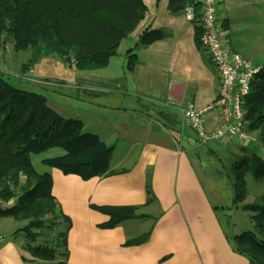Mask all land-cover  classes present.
<instances>
[{"label":"crops","instance_id":"0c3cea01","mask_svg":"<svg viewBox=\"0 0 264 264\" xmlns=\"http://www.w3.org/2000/svg\"><path fill=\"white\" fill-rule=\"evenodd\" d=\"M150 4V8L145 4L146 12L138 22L144 24L136 40L145 29L159 30L162 37L135 51L136 62L131 69L125 67V53L118 57L122 41L102 68L82 71L66 63L72 75L69 83L49 82L33 68L23 73L17 72L19 67L6 70L2 61V71L16 76L18 86L45 96L47 105L59 115L80 120L84 132L113 147L109 162L112 174L84 180L53 167L42 171L50 174L51 193L70 219L67 262L250 264L232 248L230 236L234 233L224 225L229 214L207 195L191 159L196 147L183 140L190 132L180 110L187 101L203 106L215 98L216 71L207 54L203 57L210 68L203 66L196 46L191 51L194 58L198 57L194 67L206 77L196 81L183 76L186 70L172 63L176 48L164 47V52L159 48L161 43L181 40L186 32L179 18L183 10L170 13L167 0ZM216 19L230 50L245 58L264 51V0H218ZM192 33L194 38V30ZM49 83L54 88H67V94L54 91L55 96L48 99L42 86ZM205 121L208 128L216 127L218 113H207ZM54 149H49L55 154L49 157L61 155ZM147 173L155 197L151 203H146ZM92 206H135L136 214L145 216L105 228L100 225L107 222L108 215ZM22 225L23 221L11 217L0 218V264H36L24 248L26 240L18 231ZM145 233L147 238L142 243L126 244Z\"/></svg>","mask_w":264,"mask_h":264},{"label":"trees","instance_id":"16d2710c","mask_svg":"<svg viewBox=\"0 0 264 264\" xmlns=\"http://www.w3.org/2000/svg\"><path fill=\"white\" fill-rule=\"evenodd\" d=\"M197 3L198 0H167V9L177 13L187 4ZM145 12L143 0H0V51L8 40L15 52L29 51L20 72L50 54H56L77 70L99 69L116 54L120 42L134 30ZM195 16L194 41L201 48L199 13ZM161 37L159 30H143L125 52V67H133L138 48ZM6 74L0 69V218L26 221L18 231L23 233L24 248L32 258L52 261L58 257L56 264H68L66 236L70 219L51 193L50 174L38 173L31 155L59 148L61 155L45 158L42 164L86 180L114 173L109 171L113 147L97 135L84 132L80 120L59 115L47 105L45 96L22 89ZM243 108L247 131L257 132L258 140L264 144V64L250 86ZM240 150L241 155L232 153V161L217 172L231 183L232 205L249 213L253 228L231 235L230 241L234 251L250 264H264V191L251 202H244L248 194L246 174L264 183V158L245 143ZM145 191L146 203L155 201L149 173ZM92 207L108 215L107 222L100 225L105 228L145 216L136 214L135 206ZM226 222L230 224V216ZM46 230H55L53 238L44 244L37 243ZM147 234L126 244H140Z\"/></svg>","mask_w":264,"mask_h":264},{"label":"rangeland","instance_id":"374dc122","mask_svg":"<svg viewBox=\"0 0 264 264\" xmlns=\"http://www.w3.org/2000/svg\"><path fill=\"white\" fill-rule=\"evenodd\" d=\"M143 2L149 8L151 5L150 3L153 2L155 3L154 0H143ZM179 18L183 24L182 26L186 28L185 30L186 32L182 35L181 40L177 39V41L175 42L167 41V44L161 43L159 48L161 49V52H164L163 51L164 47L166 49L170 46L175 47L176 50L173 53L174 60L172 63H174L175 66L179 65L183 69V71L186 70L183 76L187 79H193L196 81H199V79L204 80L206 77V73L203 72L204 73L203 74L199 72L198 68L194 67L198 65V57L194 58L191 55V51L196 49V45L192 33L193 25L190 21H187L185 19L184 13H182ZM143 24L144 22L139 23L136 27L137 29L129 33L122 40L120 44L121 45L120 49L118 51V57H123L125 51H127L129 47H133V45L136 42V34L141 30ZM0 54H1L0 58L4 63V68H6L7 70V68L9 69L11 67L17 70L16 68L19 67L17 72H20L21 64L23 62L26 63L29 57V51L15 52L13 50L11 40H8L6 42L5 48L0 51ZM200 54L202 55V57L200 56ZM205 54H206L205 51L200 48V50H198L197 56H199L203 66H205L206 68H210L206 65L207 61H205L203 57ZM248 59L255 63L260 62L264 64V51L253 52L250 54V57ZM153 62L158 64L162 63L161 60H154ZM6 65L8 67H5ZM30 67L34 69L35 73L38 74L42 73L44 77H46L49 80V82L55 83L56 80H63L65 83H69L72 80L71 69L56 54H50L45 58H40L39 60L31 64ZM11 68L9 69L10 71L12 70ZM0 69L5 70L3 68ZM25 72H28V70ZM6 75L11 77L10 81L17 84L16 76L9 73H7ZM42 87L44 88V93L47 95L48 99L51 96H55V94H53L54 91L67 94V90H68L65 87L54 88V85L50 83ZM186 129L187 128H185V130ZM249 134H250V138L253 139L254 141L251 139L247 140L245 142V146L251 148L253 151L257 152L261 157L264 158V144H262L260 140H258L257 132L251 131L249 132ZM256 140L257 142L255 143ZM194 147H196V151L192 152L193 155L191 156V159L196 167L198 176L202 181L203 187L207 195L210 197L211 201L215 205L219 206L220 210L225 212V214H229L228 216H230V224L227 225L226 221L224 223L227 230L234 234H238L246 230H252L253 227H252V222L249 219V213L239 208H234L232 205L231 183L227 181V179L220 176L217 172L219 169H221L222 165L224 167H227L229 162L232 161V156H231L232 153L234 155H241L240 145H232V144L227 145L226 141H223L219 144L218 143L195 144ZM54 150H57L59 154L63 153L60 149L55 148ZM52 155H55L52 150L50 151L48 150L47 152L42 153L41 155L40 154L32 155L31 159L33 161V165L36 171L41 173L42 171L47 170V167L38 160L41 157H49ZM245 180H246V187L248 190V198L245 200V202H251L254 199V197H256L257 195H259L264 191V183L253 180L249 174H246ZM220 214L223 217L225 215L223 213ZM25 223L26 221H23V225ZM54 233L55 230L44 231L43 233L44 235L38 237L37 243L44 244L46 242H49L53 238ZM27 254L29 256L28 252ZM58 259H59L58 257L52 261H41L36 259L35 262L36 264H56V261Z\"/></svg>","mask_w":264,"mask_h":264},{"label":"built area","instance_id":"2783aa9c","mask_svg":"<svg viewBox=\"0 0 264 264\" xmlns=\"http://www.w3.org/2000/svg\"><path fill=\"white\" fill-rule=\"evenodd\" d=\"M217 1L198 0L197 4H187L183 8L185 19L191 22L195 20L196 12L199 13V44L207 54L218 78L216 96L211 102L198 106L193 101H187L180 110L182 120L190 132L183 140L189 145L221 141L243 145L251 139L246 129L243 105L262 65L228 48L217 25ZM210 112H217L219 115V124L214 128L206 126L205 115Z\"/></svg>","mask_w":264,"mask_h":264}]
</instances>
